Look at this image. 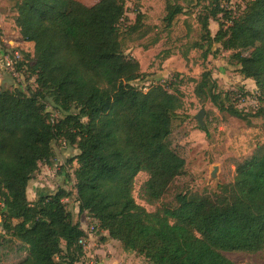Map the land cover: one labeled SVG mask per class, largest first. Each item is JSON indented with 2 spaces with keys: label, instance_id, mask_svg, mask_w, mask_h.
Listing matches in <instances>:
<instances>
[{
  "label": "trees",
  "instance_id": "obj_1",
  "mask_svg": "<svg viewBox=\"0 0 264 264\" xmlns=\"http://www.w3.org/2000/svg\"><path fill=\"white\" fill-rule=\"evenodd\" d=\"M10 1L20 40L32 47L15 72L30 60L35 85L26 92L9 90L5 82L0 87V227L25 249L18 264H79L84 256V230L64 203L71 194L58 188L34 202L26 196L38 165L50 164L58 141L77 150L69 163L76 166L78 213L124 252L147 264H234L222 253L264 249L261 149L235 163L233 183L214 197L178 194L174 206L154 213L135 202L139 173L148 177L142 191L148 204L161 200L184 173L183 158L165 144L183 103L178 91L154 86L144 92L133 85L139 64L125 55L119 31L126 0H98L91 7L76 0ZM209 6L199 19L207 45L203 58L214 43L231 52L239 74L254 82L255 114L264 117V0H250L238 17H225L230 25L219 24L213 37L208 20L223 10L218 0ZM181 10L167 9V26ZM248 49L255 55L245 56ZM194 94L206 96L220 112L247 119L246 111L226 106L209 72ZM3 241L0 235V264Z\"/></svg>",
  "mask_w": 264,
  "mask_h": 264
},
{
  "label": "rangeland",
  "instance_id": "obj_2",
  "mask_svg": "<svg viewBox=\"0 0 264 264\" xmlns=\"http://www.w3.org/2000/svg\"><path fill=\"white\" fill-rule=\"evenodd\" d=\"M84 6L91 7L98 0H76ZM250 0H218L223 10L217 20H208V29L213 37L219 24L225 29L230 24L226 18H236ZM0 10L11 16L13 3L0 1ZM210 0H126L123 20L119 24L124 52L128 58L139 64L140 76L133 85L146 92L154 86H161L169 93L178 91L182 99V108L171 124V133L165 144L175 151L185 162L184 173L172 183L164 197L154 204H148L143 197V186L147 180L145 173H139L135 179L132 196L135 202L147 212L154 213L164 206L175 205L178 194L214 197L220 194L224 186L233 183L235 163L254 154L257 149L264 151V117L257 116V90L254 82L244 79L239 74V67L230 59L231 52L225 51L219 44H213L210 53L203 58L207 49L202 38L200 18L212 9ZM179 6L181 12L173 17L169 26L164 22L169 7ZM137 15H140L136 19ZM10 30H15L11 22ZM0 33V51L9 49L4 46ZM16 38L9 32V40ZM12 47L13 43H9ZM20 59L32 55L31 45L16 47ZM12 50V48H10ZM10 50H8L10 52ZM245 56H254V49L243 52ZM12 80L4 68L0 57V87L6 79L9 90L35 88L34 79L29 77L27 66L30 60ZM204 72L211 74L218 93L226 106L236 107L247 113L246 120L220 112L206 96L197 98L195 86ZM8 81V80H7ZM6 83V82H5ZM5 86V85H4ZM203 110L204 130L200 129L195 119ZM55 115H52L54 117ZM53 158L49 165L41 163L37 172L29 181L26 196L34 202L39 196L63 188L71 194L64 201L66 208L74 214V221L85 231L94 226L90 217L79 214L73 189V170L75 164L69 163L77 154L74 147L60 141L53 143ZM215 171V177L210 175ZM1 222V219H0ZM100 232L95 227L93 236ZM1 249L2 264H18L25 257V249L14 239L5 236ZM92 236V235H91ZM63 247V243L61 244ZM87 245V244H86ZM234 264H264V249L255 254L242 252L222 253Z\"/></svg>",
  "mask_w": 264,
  "mask_h": 264
},
{
  "label": "crops",
  "instance_id": "obj_3",
  "mask_svg": "<svg viewBox=\"0 0 264 264\" xmlns=\"http://www.w3.org/2000/svg\"><path fill=\"white\" fill-rule=\"evenodd\" d=\"M8 22L12 23L15 30H10L11 25ZM9 32L15 33L16 38L14 40H9ZM0 33L4 46L9 49L14 48L9 43H13L14 46L19 48L25 45L20 40L13 18L8 17L2 10H0ZM9 80L6 79L5 82L8 84L10 83ZM86 244L84 256L79 264H147L141 257L124 252L116 241L107 239V235L104 232H100L97 236H90Z\"/></svg>",
  "mask_w": 264,
  "mask_h": 264
},
{
  "label": "built area",
  "instance_id": "obj_4",
  "mask_svg": "<svg viewBox=\"0 0 264 264\" xmlns=\"http://www.w3.org/2000/svg\"><path fill=\"white\" fill-rule=\"evenodd\" d=\"M10 49L1 50L0 51V57L2 58L4 68L9 72V75L12 77V79L17 80L18 79V73L15 72V65L20 60V55L17 51L10 50ZM95 230V226H90L87 229H85V238H82L79 240V244L82 245L84 248L86 246L87 239L93 235ZM93 264V263H91Z\"/></svg>",
  "mask_w": 264,
  "mask_h": 264
},
{
  "label": "water",
  "instance_id": "obj_5",
  "mask_svg": "<svg viewBox=\"0 0 264 264\" xmlns=\"http://www.w3.org/2000/svg\"><path fill=\"white\" fill-rule=\"evenodd\" d=\"M203 116H204V111L200 110L197 115L195 116V119L197 121L198 126L200 127V129L204 130L205 126L203 123ZM215 171L216 169L213 170V172L211 173L210 177L214 178L215 177Z\"/></svg>",
  "mask_w": 264,
  "mask_h": 264
}]
</instances>
